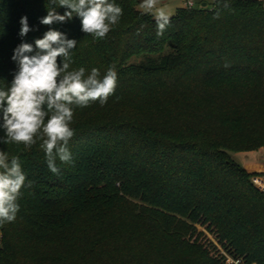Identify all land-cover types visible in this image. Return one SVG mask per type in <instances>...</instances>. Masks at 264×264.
I'll use <instances>...</instances> for the list:
<instances>
[{"label":"trees","instance_id":"trees-1","mask_svg":"<svg viewBox=\"0 0 264 264\" xmlns=\"http://www.w3.org/2000/svg\"><path fill=\"white\" fill-rule=\"evenodd\" d=\"M141 1L112 0L123 15L98 39L77 16L40 24L49 0H0V89L13 50L50 28L78 42L70 70L117 72L103 106L75 109L58 175L42 141L0 143L33 182L0 225V264H264V191L229 155L264 149V1L179 6L162 36Z\"/></svg>","mask_w":264,"mask_h":264},{"label":"clouds","instance_id":"clouds-1","mask_svg":"<svg viewBox=\"0 0 264 264\" xmlns=\"http://www.w3.org/2000/svg\"><path fill=\"white\" fill-rule=\"evenodd\" d=\"M47 15L40 18V24L52 25L71 21L74 16L81 19V30L94 38H104L112 26L119 23L122 8L112 0H49ZM58 5V7H57ZM219 8H228V0H216ZM66 11L60 14L57 8ZM142 13L151 14L157 25V36H162L170 25L173 12L160 0H142L138 5ZM21 37L31 30L27 16L20 19ZM77 41L68 39L66 34L55 29L46 31L42 38L32 43L22 42L14 50L11 59L17 64V71L7 89H0V127L5 135L0 143L23 144L31 148L42 141L40 147L46 154L49 170L59 174L57 159L65 164L73 162L68 148L75 135L72 122L76 108H87L99 102L103 106L117 85L115 67H109L101 76L93 68L86 75L84 67L70 70V55ZM58 58H62L58 63ZM22 170L20 158H10L6 151L0 150V225L13 222L20 206L18 199L23 188H31L33 182L27 181Z\"/></svg>","mask_w":264,"mask_h":264},{"label":"rangeland","instance_id":"rangeland-1","mask_svg":"<svg viewBox=\"0 0 264 264\" xmlns=\"http://www.w3.org/2000/svg\"><path fill=\"white\" fill-rule=\"evenodd\" d=\"M185 0H160L161 5L170 6L173 14L178 6H182ZM193 3V7H200L202 3L205 4L206 8H211L213 6L214 0H189ZM264 1V0H262ZM142 2V1H141ZM137 8H139L137 6ZM230 157L241 165L246 171L254 173L256 177V182L258 180H264V149H259L250 152H229ZM253 175L252 177H254ZM258 185V184H257ZM226 258L232 262L231 257L225 254ZM235 264H243L240 261H235Z\"/></svg>","mask_w":264,"mask_h":264},{"label":"built area","instance_id":"built-area-1","mask_svg":"<svg viewBox=\"0 0 264 264\" xmlns=\"http://www.w3.org/2000/svg\"><path fill=\"white\" fill-rule=\"evenodd\" d=\"M186 6L190 7L192 6V2L191 1H186ZM256 175L254 177L251 178V181L253 182V184L258 188L260 189L261 191H264V180H258L256 182ZM258 184V185H257Z\"/></svg>","mask_w":264,"mask_h":264},{"label":"crops","instance_id":"crops-1","mask_svg":"<svg viewBox=\"0 0 264 264\" xmlns=\"http://www.w3.org/2000/svg\"><path fill=\"white\" fill-rule=\"evenodd\" d=\"M186 1H188V0H185L182 6H186ZM192 6H194L193 3H192Z\"/></svg>","mask_w":264,"mask_h":264},{"label":"water","instance_id":"water-1","mask_svg":"<svg viewBox=\"0 0 264 264\" xmlns=\"http://www.w3.org/2000/svg\"><path fill=\"white\" fill-rule=\"evenodd\" d=\"M200 7H205V4H204V3H202Z\"/></svg>","mask_w":264,"mask_h":264}]
</instances>
